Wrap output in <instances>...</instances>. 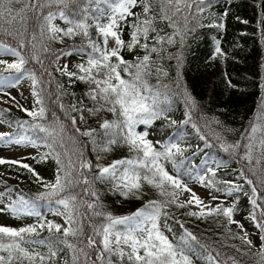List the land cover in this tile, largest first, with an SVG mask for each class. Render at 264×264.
<instances>
[{
    "label": "snow or ice",
    "instance_id": "1",
    "mask_svg": "<svg viewBox=\"0 0 264 264\" xmlns=\"http://www.w3.org/2000/svg\"><path fill=\"white\" fill-rule=\"evenodd\" d=\"M255 6L259 8L260 4ZM193 7L196 13H202L207 0H158V3L156 0H0V50L14 58L11 62L0 58V75L9 73L0 84L7 88L17 86L24 78L31 82L33 109L17 106L31 117L32 123L18 121L17 127L43 133L38 139L48 152L40 154L38 162L52 158L57 168L54 182H43L42 186L48 190L38 193L37 199L60 206L55 215L63 217V224L44 221L19 229L0 225V264H194L192 257L197 251L200 252L197 258H203L206 264H228V260L237 264L233 257L223 262L218 259L219 252L213 255L167 209L187 208L195 203L199 211H188L186 215L222 216L226 225L237 224L242 230L243 225L233 218L241 193L251 205L249 219L260 230L257 264H264V101L259 115L249 122L240 140L227 143L216 136L218 147L224 153L244 162L238 172V179L243 183L222 181L227 186L223 189L226 195H235L231 205H205L180 179V175H195L196 181L204 187L220 183L216 180L218 163L215 168L206 167L204 175H199L192 159L185 155L188 149L181 146L180 140L183 127L190 122L205 149L212 148L213 144L193 121L196 105L186 88L173 94L182 97L185 118L178 124L170 117L175 101L169 93V85L164 82L168 72L158 63L176 59L179 67L180 55L169 52L167 46L175 45L179 37L183 47L185 36L191 31ZM260 16L264 23V11ZM57 20L63 21L65 26L55 23ZM162 25L172 31L166 32ZM218 26L223 27V24ZM260 35L264 43V28ZM65 38H79V44L67 52L49 46L63 44ZM73 52L86 56L75 65V71L70 70L68 64L59 63L62 57L72 56ZM216 52L220 53L219 42ZM126 54L132 58L126 59ZM44 59L55 64V71L70 81L78 80L88 85L85 95L91 106L72 105L70 110L78 114L82 124L88 122L85 113L95 118L96 127H77V115H73L69 119L77 136L66 139L65 126L55 112L51 113L48 123L41 122L46 119L47 112L43 84L51 83L43 78L52 76ZM33 61L42 69L40 76L29 67ZM153 77L155 84L151 83ZM260 87L264 91V82ZM58 88L63 85L58 84ZM58 106L62 111L68 110L62 103ZM108 115L111 118H106ZM158 120L167 122L162 127L177 126V130L167 139H149L148 129ZM141 125L144 129L137 131ZM0 141L17 145L26 141L31 147L39 146L37 139L28 135L13 139L9 131H0ZM68 141H71V148L66 146ZM88 144L93 146L96 163L84 154ZM116 149H127L129 155L108 164L100 163ZM202 151L198 147L192 156ZM5 163L20 164L36 177V182H42L28 164L0 158V164ZM169 163L172 172L166 167ZM200 163L206 165L208 161ZM97 182L109 185L114 194L134 199H140L144 186L148 185L157 190L162 199L148 200L129 215L114 216L101 201L95 188ZM182 191L191 196L179 202ZM216 191L221 189L216 188ZM11 193L10 188L0 191V199L11 201L0 207V212L7 208L15 215L23 212L39 217L38 212L32 211L33 202L22 195L12 200ZM169 219L175 220L183 230L173 239L165 234V230L172 232ZM38 229H46L49 235L26 239L32 234L38 237ZM226 231H231L230 227H226ZM233 238L240 239L249 248L253 246L246 232ZM40 248L46 252L39 251Z\"/></svg>",
    "mask_w": 264,
    "mask_h": 264
},
{
    "label": "trees",
    "instance_id": "2",
    "mask_svg": "<svg viewBox=\"0 0 264 264\" xmlns=\"http://www.w3.org/2000/svg\"><path fill=\"white\" fill-rule=\"evenodd\" d=\"M156 2L158 3V0ZM256 4H260V7L257 8ZM262 11H264V0H207V7L202 13H196L195 7H193V15L190 16L191 31L187 32L183 47L179 42V37H176L177 42L175 45L167 46L169 52L180 55L179 67L176 59L158 61V63L163 64L168 72L164 82L169 85V93L175 101L173 109L169 113L170 117L177 116L181 110H186L182 103V97L173 95L186 88L196 105L192 112L193 121L213 144L212 148L205 149L201 141L203 151L198 152L195 157L192 156L194 151H191V155L185 153L187 157L192 159V165L196 166V174L199 175H204L206 167L215 168L217 163L219 164L216 180L220 183H217L215 187H211L210 193L212 195L220 192L216 191V188L222 191L227 187L222 181L231 180L243 183L238 179V172L244 167V162L224 153L218 147L219 141H217L216 136L219 135L227 143H234L241 139V135L248 128L249 122L254 121L259 115L261 103L264 101V91L260 87L261 83L264 82V67H262L264 66V43L261 42L260 35L261 28H264L260 16ZM244 21H247V23H244ZM220 24H223V27H219ZM162 27H165L166 32L170 33L172 31L166 26L162 25ZM217 42H219L220 53L223 55L216 52ZM78 44L79 38L75 40L65 38L63 44L51 43L49 46L53 49H63L66 52ZM125 58L131 59L132 57L126 54ZM44 65L52 72V76L43 78L45 81L50 80L51 83L43 84L45 91L42 94L44 95L47 112L46 119L41 122L48 123L52 119L51 113L55 112L65 126V138L76 137L77 134L69 119L75 112L70 109L72 105L77 107L91 106V101L85 95L88 91V85L78 80L70 81L67 76L56 72L54 64H50L48 59H44ZM29 67L33 68L37 76H40L42 69L38 64L33 61ZM151 83H156L155 77L152 78ZM58 84L63 85V88H58ZM61 93L63 94L61 95ZM57 96H59L58 102ZM58 103H62L65 109L68 110L62 111ZM85 117L88 121L87 124L96 127L95 118H89L87 113H85ZM184 118V116L179 118L178 124ZM0 120L7 125L9 132L13 133V138L28 135L33 139H37V143L42 146V149L28 157V165L35 170L39 168L49 169L55 176L57 165L52 158L38 162L40 154L48 152V148L38 139L43 136V133L31 129L22 130L17 127L18 121L28 120L32 123L31 117L23 111L14 110L0 104ZM215 121H219V123ZM166 123V121L158 120L154 125L162 126ZM162 128L170 134L177 130V126ZM182 132L184 139L189 141L199 139L195 129L191 126V122L183 127ZM66 146L71 148V141H68ZM92 147L91 144L86 145L84 154L93 160L95 154L92 152ZM124 153H128L127 149H116L107 156L118 158ZM204 153H208V156L206 157ZM202 160H207L208 163L206 165L201 164L200 161ZM213 161L216 163H213ZM166 167L173 171L170 163L166 164ZM16 168L20 167L16 166ZM182 172L183 169H181ZM47 179L51 182L49 175ZM180 179L187 181L190 177L180 175ZM0 184L5 189L10 188L12 192L16 193L17 196L12 200H16L22 195L35 205L32 211L40 214L39 217L35 214L27 215L23 212L15 215L6 208L5 211L0 212V215L8 217L10 220L0 223V225L17 229L38 225V223L46 221L47 205L53 211H56L59 207L55 203L49 204L47 200L37 199L38 193L48 190L43 186L17 184L6 180L1 173ZM95 188L106 209L111 213L114 211L132 212L144 205L138 199L124 198L114 194L109 185L97 182ZM168 190L171 191L170 188ZM151 194V199H162L157 190L151 188ZM233 200L221 201L220 203L231 205ZM10 202L8 200L0 207ZM190 209V207L176 208L173 206L168 208L167 211L175 219L183 222L184 227L196 235L200 244L205 245L213 255L219 252L220 257L218 259L222 262L228 260V257H233L237 264H257L260 259L257 254L260 248L254 246L249 248L240 239H234V236L243 235L237 226L226 225L225 218L222 216L213 215L200 218L188 215L182 216ZM250 209L251 205L247 196L241 193L235 212H249ZM226 227H230L231 231H226ZM38 231L40 232L38 237L32 234L26 239L44 238L49 235L46 229H38ZM258 231L260 235V230L258 229ZM237 249H240V251H237ZM38 250L46 252V249L43 248ZM244 253H247V255ZM199 256L200 252L197 251L192 257L194 264H206L203 258H197ZM228 264H232V261L228 260Z\"/></svg>",
    "mask_w": 264,
    "mask_h": 264
},
{
    "label": "rangeland",
    "instance_id": "3",
    "mask_svg": "<svg viewBox=\"0 0 264 264\" xmlns=\"http://www.w3.org/2000/svg\"><path fill=\"white\" fill-rule=\"evenodd\" d=\"M55 23L60 25L61 27L64 26L63 21L57 20ZM67 52V51H66ZM0 58L8 59L10 62L14 58L10 57L6 52L3 50H0ZM86 59V56H81L73 52L72 56L62 57L59 63L61 65L68 64L70 70L75 71V65L77 63L82 62V60ZM56 67V65L54 64ZM15 75V73H13ZM9 76V73L3 72L2 75H0V80L3 79V77ZM30 80L27 78L22 79L19 84L15 87H3L2 84H0V104H3L11 109L14 110H21V107H18L19 104L23 108H27L29 110H32L34 107V97L31 93V87H30ZM4 93H9V95H5ZM12 97H15V100L12 99ZM24 112V111H23ZM184 110H181L178 115H174L171 118L179 120V118L183 117ZM73 115H77V127L86 128L91 127L89 124H82L79 121V117L77 113H74ZM72 115V116H73ZM101 117H104V114L101 115ZM106 118H111L110 115H108ZM144 129V126L141 125L138 127L137 131H142ZM0 131H9L7 125L3 122L0 123ZM149 131V139L156 140V139H167L168 136L171 134L167 131H165L161 125L156 126L153 124V126L148 129ZM19 138V137H18ZM13 138V139H18ZM181 146L186 147L187 154L191 155V151L196 152L197 148L200 149L203 148V145L201 144V141L199 139L195 141H189L188 139L182 138L180 140ZM39 145V144H38ZM42 146L39 145L38 147H31L26 141L17 145V144H8L6 141H0V158H3L7 161H20L21 164H29L28 157L38 153L41 151ZM198 153V152H197ZM129 153H124L122 156L118 158H111V157H104L101 159L100 163L102 164H108L111 163L114 159H119L124 156H128ZM93 162L96 163L95 158L93 159ZM16 166L20 168H16ZM30 166V165H29ZM31 167V166H30ZM36 173L39 174V176L42 178V182H36V177L33 176L31 172L28 171V169H25L20 166V164H0V173L3 175V177L11 182L17 183V184H25V185H36V186H42L43 182H50L47 179V176L49 175L51 178V182L54 181L55 176L53 173L50 172L49 169H43L39 168L38 170H35L33 167H31ZM167 169L172 172L170 168L167 167ZM185 184L188 185L189 188H191L192 192H194L205 205H212L215 206L216 204L220 203L221 201H232L233 197H229L226 195V193L222 190L218 192L215 195H212L210 193L211 187H204L200 183H198L195 179V175L193 177H190L189 180L183 181ZM5 188L3 185L0 184V191H4ZM144 194L140 199H138L142 204H145L148 200L151 199V187L148 185L144 186L143 189ZM17 195L16 193H11V198H15ZM191 193L189 192H180L179 193V202H184L186 199L190 198ZM216 196L218 197L217 200H213L212 197ZM7 199H0V205L7 202ZM60 207V206H59ZM191 209L190 211H199V207L193 203L191 206H189ZM139 209V208H138ZM135 209L134 211H136ZM132 211V212H134ZM132 212L127 211H114L112 214L114 216H123V215H129ZM186 214H182V216H185ZM187 216V215H186ZM46 221H52L54 223H60L63 224V217L55 215V211L52 210V208L47 205L46 207ZM234 220L238 221L240 224L243 225V229L241 231L242 234L245 232L248 234L249 239L252 240V245L255 248H260L261 242L259 240V231L258 228L255 227L254 223L249 219V212H234L233 216ZM10 218L5 217L3 215H0V223H5ZM169 226L172 228V232L168 233L167 230H165V234L169 236V238L179 236L182 233V229L180 228L179 224L175 223V221L169 219L168 220ZM231 226H237V224H231Z\"/></svg>",
    "mask_w": 264,
    "mask_h": 264
}]
</instances>
